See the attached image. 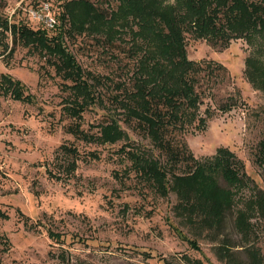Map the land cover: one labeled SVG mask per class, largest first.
Instances as JSON below:
<instances>
[{"label": "rangeland", "instance_id": "rangeland-1", "mask_svg": "<svg viewBox=\"0 0 264 264\" xmlns=\"http://www.w3.org/2000/svg\"><path fill=\"white\" fill-rule=\"evenodd\" d=\"M66 1L0 0V14L38 30L46 24L32 12L60 23ZM91 2L108 14L118 5ZM186 37L188 58L205 71L196 88L197 120L184 140L197 160L229 149L247 174L241 188L218 176L219 185L234 193L225 228L210 230L187 211L177 214V194L161 196L131 167L128 150L159 151L122 120L112 99L135 65L129 36L109 47L98 34L66 36L100 96L78 118L68 109L72 81L58 74L49 56L15 41L11 32L0 33V79L6 75L25 86L22 99L0 93V264H264V216L255 202L257 191H264V165L256 160L264 138V90L245 72L248 57L264 60V47L238 39L221 48ZM112 118L126 139L103 144L71 132L78 125L81 134L98 136Z\"/></svg>", "mask_w": 264, "mask_h": 264}, {"label": "trees", "instance_id": "trees-1", "mask_svg": "<svg viewBox=\"0 0 264 264\" xmlns=\"http://www.w3.org/2000/svg\"><path fill=\"white\" fill-rule=\"evenodd\" d=\"M117 1V9L108 14L91 0H68L63 5L61 22L52 30H34L26 24L9 23L0 14V33L11 32L15 41L49 56L48 61L58 74L72 81L68 109L78 118L100 96L66 45V36L84 32L98 34L108 42V47L129 36L130 56L135 65L129 82L122 84L119 94L112 99L123 110L122 120L149 138L153 148L159 151L156 156L146 149L128 150L131 167L161 196H168L172 190L177 194V214L187 211L194 219L201 220L200 225L222 230L233 212L234 193L233 189L219 185L218 176L232 188H241L246 185L247 174L243 161L229 149L219 150L213 159L197 160L184 140L187 126L197 120L201 95L196 88L200 74L205 71L202 63L188 58L186 35L221 48L232 40L245 39L261 49L264 47V0ZM66 20L70 25L64 29ZM246 60L249 80L264 90V60L254 55ZM90 78L99 81L96 77ZM24 90L21 82L1 75L0 93L4 91L15 99H22ZM71 132L103 144L128 137L115 118L100 125L98 136L81 134L78 125ZM158 155L164 157V162ZM256 160L264 165V138L259 142ZM71 165L75 168V162ZM181 168L184 172L177 174ZM255 202L264 216L263 190L257 191ZM237 223L236 218L235 228Z\"/></svg>", "mask_w": 264, "mask_h": 264}, {"label": "built area", "instance_id": "built-area-1", "mask_svg": "<svg viewBox=\"0 0 264 264\" xmlns=\"http://www.w3.org/2000/svg\"><path fill=\"white\" fill-rule=\"evenodd\" d=\"M44 10H48L47 7H44ZM32 15L34 18H39L41 21L44 22V24H46L45 28H47L48 30H52L55 26H57V20L54 16H51L50 14H41L39 12H32Z\"/></svg>", "mask_w": 264, "mask_h": 264}]
</instances>
